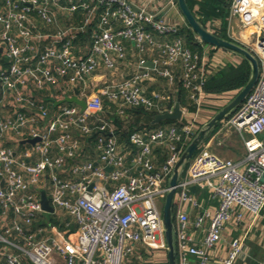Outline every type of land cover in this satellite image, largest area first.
Returning <instances> with one entry per match:
<instances>
[{
    "label": "built area",
    "instance_id": "obj_1",
    "mask_svg": "<svg viewBox=\"0 0 264 264\" xmlns=\"http://www.w3.org/2000/svg\"><path fill=\"white\" fill-rule=\"evenodd\" d=\"M53 9L69 16L83 12V20L52 34L40 32L32 16L50 25L55 22ZM97 9L99 27L91 36L89 52L74 56V44ZM229 12L242 25L254 28L250 51L259 63L255 86L225 122L240 136L245 156L242 162H234L203 151L189 161L185 178L176 185L177 201L197 206L189 192L195 185L210 192L217 206L204 209L192 222L186 212L177 210L173 222L177 264H210L225 226L246 213L256 217L264 208V143L258 139L264 132V0H232ZM118 22L121 26L115 28ZM176 32L175 25L156 19L146 7L134 9L128 0H0V105L7 98L13 109L6 118L0 113L2 264H124L139 244L165 249L161 200L169 189L170 172L193 135V125L129 134V143L136 148L133 163L139 167L134 171L118 150L112 124L97 118L93 125L91 118L102 110V97L115 104L119 114L124 107L161 113L159 101L163 98L157 94L146 97L142 84L150 79L151 71L172 83L171 67L178 62L183 68L182 86L199 104L205 82L202 57L185 48L179 38L173 43L157 40ZM124 40L140 51L156 49L160 60H153L152 69L140 65L131 77L83 99L85 109L61 105L45 122L48 112L33 92L53 89L54 99H61L100 65L115 69L125 55ZM27 108L39 118L29 115ZM182 114L189 113L183 109ZM39 120L45 122L43 131L37 126ZM10 132L25 140L36 139L33 151L38 159L34 163L26 160L28 153L16 155L4 146ZM77 133L95 135L97 164H74L69 169L74 178H62L60 170L79 151ZM155 144H165L168 151L159 168L152 157ZM44 183L48 184L52 214H67L75 225L73 232L41 220L45 212L39 192ZM69 225L65 223V227ZM248 255L243 239L232 238L218 264H236Z\"/></svg>",
    "mask_w": 264,
    "mask_h": 264
},
{
    "label": "crops",
    "instance_id": "obj_2",
    "mask_svg": "<svg viewBox=\"0 0 264 264\" xmlns=\"http://www.w3.org/2000/svg\"><path fill=\"white\" fill-rule=\"evenodd\" d=\"M128 1L135 8L146 7L150 13H153L156 16L162 13L169 5H172V7L160 18L166 23L175 25L177 27V31L186 27L189 28L176 5V0ZM97 10L98 12L97 14H95L92 23L84 29L83 33L79 34V39L74 44V56H84L88 54L92 41L91 36L94 32L98 31L99 27L100 10ZM53 11L55 12V22L50 25L45 24L37 17L32 16L31 20L36 26L37 30L42 33L52 34L58 29L66 27L67 25H79L83 20V12H76L72 16H69L67 14L58 12L56 9H53ZM120 26L121 24L119 22L114 24L115 28H119ZM222 26H224V34L227 39L230 40V42L238 44L239 46H242L250 52L252 38L255 34L254 28L252 26L242 25L241 20L235 16H231L230 12L228 11V15L225 19V24L223 23V21L213 20L206 22L204 27L215 34V31L219 28L221 31ZM175 39H177L175 34H170L165 37H157L158 42L173 43ZM122 45L125 55L122 60L117 62L115 69L107 70L100 65L92 75L85 79V82L83 84L77 85L75 89L66 92L65 97H73L77 95V97L81 98L80 100L90 99L98 94L103 86L114 84L131 77L137 71L140 65L144 68L152 69L153 67H148L146 66V64H152L153 60H160L161 58L159 52L156 49L145 48L143 51H140L129 40L122 41ZM203 49L204 54L202 56V59L205 62V80L208 78V76L215 73L216 71L222 70L228 63L232 65H239L240 62L244 60L231 52L215 48L211 45L204 46ZM182 72V65L180 62H178L171 67V73L173 75L172 83H169L166 79H163L152 71L150 72V79L143 82L142 93L146 97L153 98V96L157 94L161 98H163L159 101L161 113L171 111L174 104L176 103V94L178 92L177 83L181 79ZM243 87L244 85L240 89L224 92L222 94H208L203 90L199 104L193 102L188 95V104L190 102L194 104L193 106H195V109L194 111H189L186 106L180 107L181 110L185 109L189 114L187 116H184L182 114L181 119L177 120V122H179L177 124H161L163 121L155 125L149 122L144 123V118L146 117L145 116L142 120V126L134 125V117L129 111L133 107H124L123 113L119 114L117 112V106L102 97V110L93 114L91 122L93 125H95L97 123L96 120H98L97 118H99L104 119L112 124L118 150L125 157L127 165L133 168L132 170L138 171L139 167L134 165L133 163L136 148L129 143V134H131L133 131L147 132L160 128L167 129L171 126L180 128L182 125L190 123L193 125V137L199 130V128L206 122H208L221 108L228 104ZM75 92H77V94H75ZM54 95L55 90L53 89H44L42 91L33 92V96L35 98L43 100V105L48 112L45 118V122L51 119L52 115L56 112V110H58L59 106L61 105L78 106L75 103L61 102L65 97L61 99H54ZM4 101L5 103L3 105H0V113L3 118H6L12 115L13 109L11 108V106H9L10 102L7 98ZM57 102L59 103L55 105V103ZM18 109L22 111L25 110L23 107H19ZM151 111H154L157 114L160 113L157 110ZM26 112L29 113V115L37 114L36 111L32 110L31 108H27ZM36 117L39 118L38 114L36 115ZM227 118L217 124L211 135L203 144H201L194 156L203 151H209L222 158L230 159L234 162H242L244 160L245 149L242 140L238 133H236L232 128L225 126ZM39 122L40 123L37 124V126L42 131L45 130V122H42L41 120H39ZM122 133L127 134L128 142L121 140ZM220 136L223 137L221 140ZM76 137L80 146L79 151L73 159L66 162V164L63 166V170H60L61 172H59V175L62 178H74L69 172L70 167L74 164H81L84 162H93L97 164L99 153L96 149L95 135L84 136L77 133ZM232 137L235 138V143H233V140L230 139ZM218 140L219 143H223V147L225 146L226 150L224 148H218L214 146L215 144H217ZM33 145L29 144L28 140H25L24 137L16 136L13 132L7 133L4 141V146L11 148L16 153V155H23L25 153H28L29 157L26 160L29 163H34L38 159V155L33 151ZM167 156L168 151L165 144H155L152 146L153 162L157 168L160 167ZM188 164L185 166L179 180L185 178ZM41 192H44L45 196L48 198L49 188L47 183H44L42 189L40 190L39 198ZM189 192L196 201L197 206L192 207L187 203L179 204V202L177 201V195L174 196L173 206H175L176 212L177 210L186 212L191 222L198 215H200L204 209H212L217 206V200L210 192L203 190L195 185L189 187ZM52 213L45 212V214H50V216H53L56 220H58V224L56 225H59L58 227L60 230L69 229L68 232H73L75 230V225L72 223L71 218L67 214L58 211H55V214ZM45 214H42L41 220L43 222L45 221V223L48 221V225H54L50 223V218H47ZM65 223H68L70 225L68 227H65ZM199 236H201V234H199ZM236 237L242 238L245 246L249 249L248 257L246 259L238 260L236 264H264V208L256 217H253L250 214L246 213L238 222L231 221L225 226V229L222 233L220 248L211 256L210 264H218V259L223 254L224 248H226L228 241ZM141 251L143 252V254L149 255V257L154 256V252L157 251L160 253H164V263L167 264L165 249H153L151 248V246L146 244L137 245L135 252L126 258L124 264H130V258L132 256H134L136 259L138 258L139 260H141L143 258V256L140 254ZM0 264L2 263L0 262Z\"/></svg>",
    "mask_w": 264,
    "mask_h": 264
},
{
    "label": "water",
    "instance_id": "obj_3",
    "mask_svg": "<svg viewBox=\"0 0 264 264\" xmlns=\"http://www.w3.org/2000/svg\"><path fill=\"white\" fill-rule=\"evenodd\" d=\"M176 5L184 17L187 25L192 32L195 33L198 40L204 44L211 45L215 48H219L228 52H231L249 64L250 73L248 80L244 87L239 91V93L223 108H221L208 122L202 125L191 140L185 145L184 149L180 153L176 163L174 164L170 175L167 180L168 192L165 195L164 203L161 210V223L165 238V251L167 257V264H177L176 261V248H175V230L172 220V207L174 202V196L176 193V185L179 181L182 172L188 162L192 159L196 151L199 149L201 144H203L207 138L211 135L213 130L216 128L217 124L222 120L230 116L238 106L243 102L245 97L251 92L255 86L258 76H259V63L256 57L249 52L247 49L230 42L228 40L222 39L208 29H206L197 19L194 17L192 12L189 10L186 0H176ZM172 5H169L162 13L156 16V19H159L163 16ZM134 9H136L133 6ZM146 66L153 67L152 64L147 63ZM77 94V92H75ZM61 102L75 103L80 106L81 109H85L86 103L83 100H80L77 95L73 97H65ZM59 102L55 103L58 104ZM182 116V110L179 104L176 102L171 111L159 113L155 117L146 116L144 118V123H151L153 125L159 124L162 121H177L180 120ZM36 142V139L28 140V143L33 145ZM110 171V168L106 169ZM40 204L41 208L46 213H52L53 208L49 203L48 198L45 196L44 192L40 194Z\"/></svg>",
    "mask_w": 264,
    "mask_h": 264
},
{
    "label": "trees",
    "instance_id": "obj_4",
    "mask_svg": "<svg viewBox=\"0 0 264 264\" xmlns=\"http://www.w3.org/2000/svg\"><path fill=\"white\" fill-rule=\"evenodd\" d=\"M232 0H186V4L194 17L203 26L208 21L220 20L225 24L226 16L230 8ZM224 26L215 31L218 37L229 40L224 34ZM176 37L182 40L183 46L190 50L193 54H197L201 58L204 54V46L206 44L200 42L197 36L190 28L186 27L180 29L175 33ZM230 41V40H229ZM251 52V51H250ZM252 53V52H251ZM253 54V53H252ZM250 73V67L247 61L242 60L239 65H232L228 63L222 70L208 76L204 82L203 90L208 94H222L224 92L240 89L248 80ZM178 92L176 94V102L180 107L186 106L189 111H194L195 106L191 102L188 104V92L183 88L181 79L177 83ZM187 93V94H186ZM187 95V96H186ZM171 105V104H170ZM170 107V106H169ZM134 117V125L142 126V120L145 116L154 117L157 113L154 111H146L143 107H133L129 110ZM128 111V112H129ZM127 112V113H128ZM231 115V114H230ZM163 123L177 124V121H163ZM121 140L128 142L127 134L122 133ZM176 213L175 206L172 207V220L174 222V216ZM52 224H58V220L50 221ZM72 230V229H70ZM143 250V249H141ZM140 254L144 256L141 251ZM131 260V261H130ZM130 264H150L140 263V260L132 256L130 258ZM143 261V260H142Z\"/></svg>",
    "mask_w": 264,
    "mask_h": 264
},
{
    "label": "rangeland",
    "instance_id": "obj_5",
    "mask_svg": "<svg viewBox=\"0 0 264 264\" xmlns=\"http://www.w3.org/2000/svg\"><path fill=\"white\" fill-rule=\"evenodd\" d=\"M163 124H168V123H163ZM222 136V135H221ZM220 136V137H221ZM219 137V138H220ZM223 137H221L220 138V140L222 139ZM230 139H232L233 141V143H235V138H230ZM258 139L260 140V141H262L263 143H264V132L263 133H261L260 135H258ZM215 147H218V148H224L225 150H226V147L224 146L223 147V143L221 142V143H219V140L217 141V144H215L214 145ZM161 202H162V204H163V200H161ZM46 215V217L47 218H50V221L52 220V221H55L56 219L53 217V216H50V214H45ZM51 223V222H50ZM256 235H257V233H256ZM163 252H165V251H163ZM154 256H150L149 257V255H144L143 256V258L140 260V263H150V264H165L164 263V261H165V255H164V253H160V252H154V254H153ZM143 260V261H142Z\"/></svg>",
    "mask_w": 264,
    "mask_h": 264
}]
</instances>
